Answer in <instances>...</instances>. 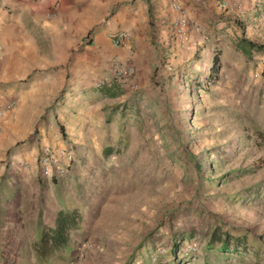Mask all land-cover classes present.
<instances>
[{"label":"rangeland","instance_id":"rangeland-1","mask_svg":"<svg viewBox=\"0 0 264 264\" xmlns=\"http://www.w3.org/2000/svg\"><path fill=\"white\" fill-rule=\"evenodd\" d=\"M171 33L167 46L151 35L132 76H102L112 97L87 89L68 102L64 85L37 108L30 138L65 141L66 128L81 124L82 137L76 130L67 174L43 179L37 201L27 189L22 210L36 212L22 235L29 248L3 252L0 264H264V90L205 82L206 50L193 54L195 73L181 70L190 59L170 56L180 45ZM60 110L70 123L59 124ZM59 211L74 225L66 247L42 261L39 236Z\"/></svg>","mask_w":264,"mask_h":264},{"label":"crops","instance_id":"crops-1","mask_svg":"<svg viewBox=\"0 0 264 264\" xmlns=\"http://www.w3.org/2000/svg\"><path fill=\"white\" fill-rule=\"evenodd\" d=\"M221 1L227 3L226 9L218 7ZM176 2L178 10H173L172 0H61L55 8L45 0H0V104L13 102L11 110L0 117L1 258L3 252L29 248L22 235L26 227L35 228L36 212L30 214L29 210L25 216L22 206L31 201L28 188L34 190L36 200L39 187H48L38 173L41 147L74 150L71 140L76 139V130L78 138L82 137V124L76 130L68 126L65 141H59L56 135L50 143L38 138L40 135L36 137L38 142L29 137L33 117H39L37 108L49 107L60 87H68L64 94L68 102H74L87 89L97 94L100 90L96 84L103 75L111 74L113 59L131 67L135 59L136 67V61L148 57L141 54L145 43L150 54L151 35H156L158 44L167 46L172 31L180 45L169 50L170 56L180 64L183 59H190V64L181 66V70L195 73L197 56L204 55L206 50L204 73H208L217 50L219 68L214 84L234 82L264 90V0ZM108 11L110 18L105 24L93 28ZM118 31L125 32L126 38L122 46L115 47L109 36ZM204 33L208 36L205 40L200 36ZM242 39L263 48L243 53ZM170 40L172 45L171 37ZM81 44V51L76 52ZM158 44L156 52L160 53ZM72 53L76 65L64 67ZM97 62L101 64L96 68L100 69L98 72L94 68ZM65 114L60 110L56 116L60 125L71 122ZM43 201L46 203L47 197Z\"/></svg>","mask_w":264,"mask_h":264},{"label":"built area","instance_id":"built-area-1","mask_svg":"<svg viewBox=\"0 0 264 264\" xmlns=\"http://www.w3.org/2000/svg\"><path fill=\"white\" fill-rule=\"evenodd\" d=\"M50 6L56 7L61 0H45ZM171 6L173 10H178L179 6L176 0H172ZM218 7L221 9L227 8V3L224 1L219 2ZM238 6L236 5V8ZM126 38V34L123 31H118L109 36L110 42L113 46L118 47L123 45V41ZM111 74L114 78L122 76L130 77L134 71L130 65L124 66L119 61L113 59L110 63ZM255 75H253V78ZM264 84V80H263ZM105 83L100 80L97 84V88H101ZM13 102L9 101L0 104V117L8 113L12 108ZM75 162L74 153L70 147L53 148L50 145H43L39 151L37 157V163L39 165L40 177L43 179H55L64 174H67L70 167Z\"/></svg>","mask_w":264,"mask_h":264},{"label":"trees","instance_id":"trees-1","mask_svg":"<svg viewBox=\"0 0 264 264\" xmlns=\"http://www.w3.org/2000/svg\"><path fill=\"white\" fill-rule=\"evenodd\" d=\"M241 44L242 47L240 49L242 50L243 53H247L250 50L258 52L263 48L262 45L255 44L246 39H242ZM218 68H219L218 51L214 50V54L211 62V68L208 71V73L204 75L203 80L205 82L214 83L217 79ZM106 89H107L106 86L103 85L98 90H100V94L102 96L112 97L111 96L112 94H109ZM68 224L71 226L74 225L72 215L59 211L57 212L56 218L54 220L53 228L47 232H42L40 234L39 236V244L41 250L40 258L42 259V261H44L45 259L44 256L45 251L48 252L52 248H56V247H64V248L66 247L65 244L67 242V231L70 228H72L68 226ZM222 246H225V243ZM222 246H220V248H222Z\"/></svg>","mask_w":264,"mask_h":264}]
</instances>
